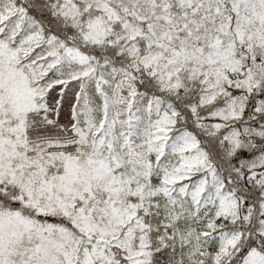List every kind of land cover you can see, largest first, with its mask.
Here are the masks:
<instances>
[{
  "label": "snow or ice",
  "instance_id": "6c2138e0",
  "mask_svg": "<svg viewBox=\"0 0 264 264\" xmlns=\"http://www.w3.org/2000/svg\"><path fill=\"white\" fill-rule=\"evenodd\" d=\"M0 264H264V0H0Z\"/></svg>",
  "mask_w": 264,
  "mask_h": 264
}]
</instances>
